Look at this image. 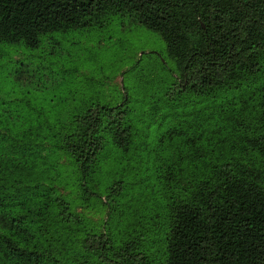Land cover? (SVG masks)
I'll list each match as a JSON object with an SVG mask.
<instances>
[{"label": "trees", "instance_id": "16d2710c", "mask_svg": "<svg viewBox=\"0 0 264 264\" xmlns=\"http://www.w3.org/2000/svg\"><path fill=\"white\" fill-rule=\"evenodd\" d=\"M105 13L161 35L177 69L170 91L194 106L181 114L191 137L181 151L175 143L160 150L151 166L125 100L48 123L0 110V264H264V0H0V43L37 46L42 35ZM227 128L231 136L220 137ZM106 145L107 157L123 150L131 158L118 161L151 181L101 183ZM45 150L65 154L68 168L50 175ZM61 182L84 203H108L100 228L75 213ZM135 185L156 207L159 193L166 211L154 250L143 242L147 231L121 221Z\"/></svg>", "mask_w": 264, "mask_h": 264}, {"label": "rangeland", "instance_id": "374dc122", "mask_svg": "<svg viewBox=\"0 0 264 264\" xmlns=\"http://www.w3.org/2000/svg\"><path fill=\"white\" fill-rule=\"evenodd\" d=\"M176 74L175 63L158 32L132 22L127 15L105 13L86 25L42 35L37 46L0 43V100L4 102L0 110L12 119L28 118L48 123L67 120L92 104L115 105L125 100L128 121L139 133L137 149L152 156L153 166L159 159L160 150L175 143L181 151L180 143L191 137L187 128L190 121L183 119L181 114L194 106L184 103L182 98L188 96L170 91ZM168 92L175 98L168 97ZM166 102V108L158 109ZM146 107L151 116L146 114ZM176 114L178 116H174ZM172 118L180 134H170ZM250 125L254 126V121L251 120ZM54 128L57 129V125ZM221 136H231L228 128ZM111 148L112 145H106L100 154L105 161L101 164V173L97 174L101 183L125 179L135 184L151 181L148 173L138 166L135 168L131 163L118 161L119 158L127 161L131 158L125 156L123 150L110 151L107 157ZM41 158L50 169V175L65 171L69 165L66 155L60 151L45 150ZM61 183H66L61 190L69 194L75 213L82 215L88 227L97 225V229L100 228L108 203L101 205L99 200L84 203L79 189L73 188L70 182ZM138 190L135 185L122 199L126 203L124 208L129 204L130 207L121 209V221L128 229L147 231L145 237L150 238L144 240L142 236L143 242L154 250L163 242L166 211L159 193L156 207L155 201L146 200V195L142 197ZM98 192L104 201V190L98 189ZM120 206L119 202L117 207ZM120 228L117 225L115 230ZM157 229L158 236H155ZM122 232L118 240L123 239Z\"/></svg>", "mask_w": 264, "mask_h": 264}]
</instances>
